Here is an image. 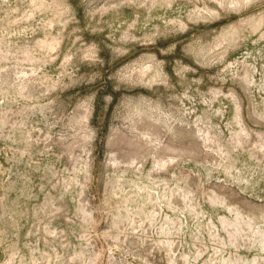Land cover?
I'll list each match as a JSON object with an SVG mask.
<instances>
[{
    "label": "rangeland",
    "instance_id": "obj_1",
    "mask_svg": "<svg viewBox=\"0 0 264 264\" xmlns=\"http://www.w3.org/2000/svg\"><path fill=\"white\" fill-rule=\"evenodd\" d=\"M0 264H264V0H0Z\"/></svg>",
    "mask_w": 264,
    "mask_h": 264
}]
</instances>
